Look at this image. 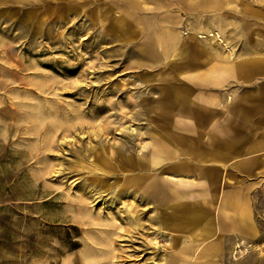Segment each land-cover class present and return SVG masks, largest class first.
Masks as SVG:
<instances>
[{
	"label": "rangeland",
	"instance_id": "374dc122",
	"mask_svg": "<svg viewBox=\"0 0 264 264\" xmlns=\"http://www.w3.org/2000/svg\"><path fill=\"white\" fill-rule=\"evenodd\" d=\"M260 141L264 0H0V264H264Z\"/></svg>",
	"mask_w": 264,
	"mask_h": 264
},
{
	"label": "crops",
	"instance_id": "0c3cea01",
	"mask_svg": "<svg viewBox=\"0 0 264 264\" xmlns=\"http://www.w3.org/2000/svg\"><path fill=\"white\" fill-rule=\"evenodd\" d=\"M222 65H224V64H222ZM213 83H215V82H213ZM190 121L193 122L192 120H190ZM178 134L186 135V139L184 141H181L180 139H175L174 136H177ZM164 135H165V137L162 136L163 138H165L164 141L166 142V140H168L165 143L166 146L167 145H174V146H187V147L193 148V147H196L199 145L197 142L196 135H193L191 133V131H188L186 128L179 130V131H175L174 135L167 134V133H164ZM171 136H172V138H170ZM166 137H168V138H166ZM262 142H264V141H262ZM207 143H209V142H207ZM260 143H261V141H260ZM256 149H262V148H256ZM225 177H226V175H225ZM232 204L234 206H236V204H234V203H232ZM232 204H230V205H232ZM234 206H233V208L236 209ZM198 217H200V216H198ZM195 218H197V217H195ZM210 221H211V219H209V222ZM194 222H195L194 218L191 217L189 219V221L187 220V222H184L183 224L185 227H191ZM204 227H205L204 229H201L200 231H198L197 234L193 235L194 237H191V240H199L200 242L206 241L207 243L211 242L212 239H210V238L212 237V235H214L217 227L213 223L212 224L206 223V225H204Z\"/></svg>",
	"mask_w": 264,
	"mask_h": 264
},
{
	"label": "bare ground",
	"instance_id": "6f19581e",
	"mask_svg": "<svg viewBox=\"0 0 264 264\" xmlns=\"http://www.w3.org/2000/svg\"><path fill=\"white\" fill-rule=\"evenodd\" d=\"M197 19V18H196ZM186 28V27H185ZM192 28V27H191ZM220 29H221V27H220ZM216 34V33H215ZM159 35V34H158ZM171 35V34H170ZM221 36V35H220ZM177 38V37H176ZM171 41V40H170ZM171 43H173V42H171ZM232 48V47H231ZM231 53V52H230ZM194 57V56H193ZM172 69H174L173 67H172ZM254 147L255 148H264V142H259V143H256L255 145H254Z\"/></svg>",
	"mask_w": 264,
	"mask_h": 264
}]
</instances>
